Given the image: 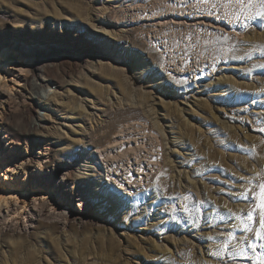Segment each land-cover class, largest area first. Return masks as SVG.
<instances>
[{"label":"rangeland","instance_id":"1","mask_svg":"<svg viewBox=\"0 0 264 264\" xmlns=\"http://www.w3.org/2000/svg\"><path fill=\"white\" fill-rule=\"evenodd\" d=\"M187 1L0 0V48L7 35L17 34L28 42L45 38L52 50L76 32L99 54L77 56L78 65L53 51L36 54L31 72L45 69L60 85L38 94L27 87L41 101L53 90L66 95L71 110L86 102L91 115L83 113L65 128L57 113L66 110L20 102L5 119L21 133L29 132L33 119H52L43 121L52 128H46L51 158L71 171L98 221L61 225L41 217L28 233L4 231L0 264H254L250 241L264 252V241L255 237L264 182V20L246 18L257 7L233 23L240 5L226 7L222 0L208 9ZM104 28L116 40L101 34ZM223 34L231 37L227 44L217 42ZM4 44L10 52L26 51ZM91 65L98 66L97 76L89 73ZM120 121L145 126L155 142L157 164L138 186L108 181L98 159ZM1 173L0 182L7 183ZM14 182L31 193L23 175ZM49 191L44 185L39 193ZM245 222L251 232L243 230Z\"/></svg>","mask_w":264,"mask_h":264},{"label":"bare ground","instance_id":"2","mask_svg":"<svg viewBox=\"0 0 264 264\" xmlns=\"http://www.w3.org/2000/svg\"><path fill=\"white\" fill-rule=\"evenodd\" d=\"M187 2L191 7L215 8L212 3L200 4L197 0H188ZM103 30L104 32L101 34L116 40L112 30L106 28ZM170 33L174 35L171 31ZM4 41V43L12 44L13 47L19 45L18 48H21L24 46L26 51L14 50L10 52L4 43L3 47L0 48V169L2 170V177L7 181V183L0 182V234L4 231L11 234L20 231L28 233L29 228L33 227L37 219L41 217L45 219L54 218L61 225L67 223L84 225L97 222L96 212L89 206L88 198L83 196L82 191L75 189L71 171L64 164L51 158L53 141L46 128L49 130L52 128L50 126L45 127L43 121L48 120L50 122L52 119L49 116L33 119L29 132L25 133L14 131L5 121L6 115L13 108L19 106L20 102L31 107L47 106L55 112L66 110L57 113L59 117L64 119L60 124L65 128H70L73 125L69 122H77V119H82L83 113L91 115V112H86L85 105L88 104L86 102L85 104L79 103L71 110L68 108L66 95L62 94L61 96L56 90H53L52 93L45 92V100L41 101L36 99L27 87L31 85V89L38 94L39 90L46 91L45 88L60 85L57 80L45 72V69H35L31 72L35 61L34 55H48L53 51L54 55L69 56L72 62L74 61L78 65L77 56L79 59L84 55L90 59L93 54L99 57V54H96L94 43H84L80 33L76 32L73 38L69 36L59 39L57 48L52 50L47 45L48 40L45 38L28 42V39H21L17 34H9ZM116 46H118L117 43ZM68 49L72 50V54ZM62 50H65L66 53H62ZM75 51L79 55H75ZM166 62L167 59H163L162 65H166ZM87 69L91 76H97L98 66L91 65ZM30 76L33 77V81ZM113 98H117V96L113 94ZM72 114L78 116L75 118ZM162 116L164 117V115ZM157 124L164 132L163 128L160 127L161 124ZM75 125L80 126L78 123ZM147 130L145 126L135 123L121 124V121L112 130L105 140V145L97 153L100 157L98 159H100L103 167L104 176L108 181L115 185L126 183L131 187L138 186L153 170L158 161L157 153L154 139ZM64 133L63 130H59V137H62ZM26 134H29L32 139L25 141ZM66 146H61L59 149L64 151L67 149ZM11 159H14V164H12ZM80 165L83 166L81 168L84 169L85 166V170L88 169H86V165ZM84 174H87L86 171L79 172L78 177L82 179ZM22 175L24 181L30 184V194L27 191H22V188H18L14 182L16 177ZM44 185L46 190L50 189L47 194L39 193ZM70 189H72V193H70ZM76 204L77 210L76 208L72 211L68 209V207H74ZM183 240L187 243H193L194 237L185 236Z\"/></svg>","mask_w":264,"mask_h":264},{"label":"snow or ice","instance_id":"3","mask_svg":"<svg viewBox=\"0 0 264 264\" xmlns=\"http://www.w3.org/2000/svg\"><path fill=\"white\" fill-rule=\"evenodd\" d=\"M169 3L172 2V0H168ZM200 4H207L212 3L213 7L218 6L220 0H197ZM225 6H231L233 4L240 5L239 14L232 13L231 14V22L235 23L238 21L241 17V15H246L247 12L251 11L254 7H257V10L255 12L254 17H246V18H260L261 20H264V0H223ZM225 15H228V13H225ZM231 40V37L227 34H223L220 36H217V42L223 41L225 44H227L228 41ZM230 51L232 49H229ZM262 52H264V48L261 49ZM261 68H264V64L259 65ZM183 71V69H181ZM177 83H180V81H177ZM264 142V141H262ZM155 159V158H154ZM243 179V177H241ZM129 183H131V180H129ZM122 187V186H121ZM259 193L257 194L259 203L256 205L257 208L260 209V215H259V229L255 232V237L259 241H264V182H261L259 184ZM247 195V194H246ZM188 197H185V200H187ZM185 211H188L187 207L185 208ZM231 211V210H229ZM255 209L253 211H249L247 213L246 220L252 221L254 216ZM243 230L246 232H251L252 228L250 227L249 223L245 222L243 223ZM229 240H232L233 237L231 233H229ZM261 248H264V244L259 245ZM248 247L252 249V252L254 253V264H264V252H257L256 248L257 245L254 242H249ZM228 244H224V250H227ZM209 255H219V253H206ZM241 255H244L243 250L241 249Z\"/></svg>","mask_w":264,"mask_h":264}]
</instances>
